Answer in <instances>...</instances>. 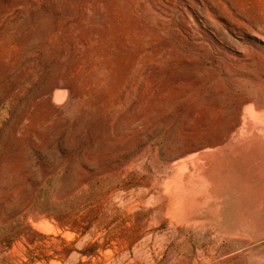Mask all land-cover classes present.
<instances>
[{
	"label": "rangeland",
	"instance_id": "rangeland-1",
	"mask_svg": "<svg viewBox=\"0 0 264 264\" xmlns=\"http://www.w3.org/2000/svg\"><path fill=\"white\" fill-rule=\"evenodd\" d=\"M263 120L264 0H0V264H264Z\"/></svg>",
	"mask_w": 264,
	"mask_h": 264
},
{
	"label": "bare ground",
	"instance_id": "bare-ground-1",
	"mask_svg": "<svg viewBox=\"0 0 264 264\" xmlns=\"http://www.w3.org/2000/svg\"><path fill=\"white\" fill-rule=\"evenodd\" d=\"M60 97H61V94H60ZM257 110V109H256ZM260 125H264V120L260 123ZM240 133H239V136H238V138H240L241 140L242 139H244V136L247 134V128L245 129V128H243L241 131H239ZM261 135V134H260ZM239 144H240V142H239ZM235 145V144H234ZM241 145V144H240ZM239 145V146H240ZM262 145H264V142H263V144ZM231 146H232V144H231ZM260 147H261V145H259ZM228 147V146H227ZM235 147V146H234ZM237 148V147H236ZM235 148V149H236ZM223 149V148H222ZM232 149V148H231ZM234 149V150H235ZM258 149H259V147H258ZM237 150H238V148H237ZM225 151V150H224ZM230 151V153H231V150H229ZM213 151H211L210 153H212ZM215 152H216V150H215ZM226 152V151H225ZM209 153V154H210ZM223 153V152H222ZM221 153V155H224V154H228V152L227 153H224V154H222ZM230 153H229V155H230ZM208 155V154H207ZM218 155V154H217ZM216 155V156H217ZM264 155V154H263ZM205 156V155H204ZM220 157V156H219ZM263 157V156H262ZM229 158H232V157H229ZM229 158H227V159H229ZM236 158H237V156H236ZM239 159V158H238ZM225 160V159H224ZM195 161V160H194ZM208 161V160H207ZM216 161H218V160H216ZM238 161V160H237ZM241 161V160H240ZM197 162V161H196ZM202 161H200V163H201ZM232 162V161H231ZM233 163V162H232ZM237 163V162H236ZM207 164V163H206ZM207 165H210V164H207ZM234 166H235V164H234ZM202 167V166H201ZM192 169H193V167H192ZM201 169V168H200ZM195 170H196V168H195ZM208 170H210L209 168H208ZM232 170H233V167H232ZM240 170V169H239ZM236 171H237V169H236ZM197 171H195V173H196ZM204 172V171H203ZM230 173H231V171H229ZM239 173H240V171H238ZM208 173V172H207ZM233 173H234V171H233ZM238 174V173H237ZM209 175V174H208ZM207 174H206V176H208ZM218 175V174H217ZM228 175V174H227ZM230 175V174H229ZM197 177H198V180H197V183H198V185L200 186V187H203V188H206V189H208V188H212V187H214V185L216 186V184H215V182H214V184H212L209 180H212V179H209V180H207V179H204L205 178V176H204V178H200V176H199V174L198 175H196ZM232 176H234V174L232 175ZM231 176V177H232ZM237 176V175H236ZM218 177H220V176H218ZM228 177H230V176H228ZM225 178V177H224ZM223 178V179H224ZM233 178V177H232ZM219 179V178H218ZM218 179H217V183L219 182L218 181ZM220 179H222L221 177H220ZM237 180H239L240 181V179H238L237 178ZM242 180V179H241ZM235 182V181H234ZM237 182V181H236ZM243 182V181H242ZM240 183V182H239ZM237 184V183H236ZM243 184V183H242ZM239 185V184H238ZM216 190V189H215ZM213 191V190H212ZM218 198V197H217ZM216 199V198H215ZM182 197L179 199V201L180 202H182ZM184 200H185V198H184ZM183 200V201H184ZM189 199H187V201H188ZM217 200H219V199H217ZM220 200H221V198H220ZM179 201H178V204H179ZM214 201V200H213ZM216 201V200H215ZM185 202H186V200H185ZM212 202V201H211ZM187 203V202H186ZM185 203V204H186ZM217 203V202H216ZM181 204V203H180ZM182 205H184V203H182ZM185 206V205H184ZM181 207V206H180ZM223 207V206H222ZM189 209V208H188ZM181 211H183V210H181ZM184 212V211H183ZM221 215V214H220ZM219 215V216H220ZM183 216V215H182ZM222 219V218H221ZM197 224V223H196ZM195 226V225H194Z\"/></svg>",
	"mask_w": 264,
	"mask_h": 264
}]
</instances>
